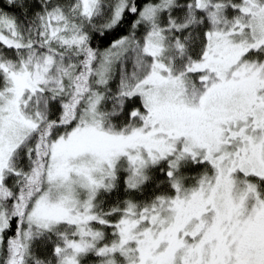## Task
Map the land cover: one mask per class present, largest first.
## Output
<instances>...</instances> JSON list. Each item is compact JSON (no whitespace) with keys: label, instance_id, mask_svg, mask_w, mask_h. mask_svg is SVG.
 <instances>
[{"label":"snow or ice","instance_id":"snow-or-ice-1","mask_svg":"<svg viewBox=\"0 0 264 264\" xmlns=\"http://www.w3.org/2000/svg\"><path fill=\"white\" fill-rule=\"evenodd\" d=\"M0 264H264V0H0Z\"/></svg>","mask_w":264,"mask_h":264}]
</instances>
